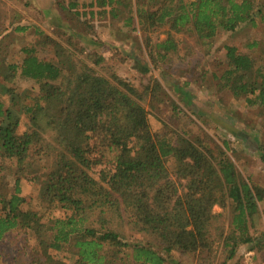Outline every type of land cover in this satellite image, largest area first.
I'll return each mask as SVG.
<instances>
[{
  "label": "trees",
  "instance_id": "16d2710c",
  "mask_svg": "<svg viewBox=\"0 0 264 264\" xmlns=\"http://www.w3.org/2000/svg\"><path fill=\"white\" fill-rule=\"evenodd\" d=\"M167 2L156 17L140 9L139 18L170 22L176 32L189 27L208 44L221 32L255 26L264 11V0ZM96 5L119 18L124 3L99 0ZM128 16L125 28L133 25ZM92 19L90 12V19L78 24L88 43L66 31L53 42L51 55L43 56L31 42L19 47L28 28L14 27V20L0 23V173L15 178L12 194L0 200V242L14 231L27 232L44 264L66 256L70 264H208L217 242L226 248L227 259L237 245L264 242L263 234L251 233L262 190L243 180L223 150H211L206 135L175 144L152 134L144 107L148 88L139 91L126 80L96 73L109 64L104 49L89 46L99 40ZM254 47L257 43L248 46ZM157 48L148 54L150 60L176 50L169 41ZM115 51L112 60L119 57ZM225 52L222 88L264 113V52L259 61L234 47ZM29 83L36 94L26 89ZM21 119L27 123L23 131ZM259 157L264 163V149ZM100 167L105 169L96 180L91 173ZM21 180L32 185L34 200L65 216L31 210ZM215 208L228 212L231 235H225L223 214H215Z\"/></svg>",
  "mask_w": 264,
  "mask_h": 264
},
{
  "label": "rangeland",
  "instance_id": "374dc122",
  "mask_svg": "<svg viewBox=\"0 0 264 264\" xmlns=\"http://www.w3.org/2000/svg\"><path fill=\"white\" fill-rule=\"evenodd\" d=\"M121 1L126 7L123 5L119 11V22H111L107 17L102 18L103 23L99 24V29L102 30L99 34L100 41L93 40L99 46H96L97 51L104 45L113 47L112 50L120 49L119 52L115 51L119 57L114 60L105 57L109 67L97 68L96 73L107 76L108 79L115 76L126 80L140 88L139 91L144 87L148 88L144 107L149 113L151 132L155 137L166 136L172 143L177 144L180 138L195 141L198 136L206 135L211 140L207 143L208 147L213 150L216 146L223 150L243 180L252 189L258 188L264 193V163L259 157V152L264 149V113L257 108H249L242 98H235L229 90L222 88L225 82L222 78L228 70L225 47L237 48L239 52L246 53L258 61L261 58L264 52V20L261 19L264 17V11L255 17V26L243 25L233 34L221 32L208 44L198 40L195 34L188 31L189 27L176 32L171 28L170 22L159 25L154 22V17L146 19L148 13H155L156 17L160 9L168 3L167 0ZM174 1L188 4L196 0ZM259 4L258 2V7ZM15 6L21 8L17 4ZM0 9L2 15L10 12L3 6H0ZM140 9L147 12L143 18L138 16ZM129 13L132 14L133 25L125 28L124 21ZM22 40L19 47L31 42L29 44L35 45L37 53L43 56L51 55L53 42L58 41L59 37L54 40L49 34L43 33L40 36H23ZM168 41L176 50L169 52L163 60H150L148 54L156 52L158 46ZM253 43H257V47L249 49L248 46ZM120 44L124 45L122 49ZM167 45L170 46L169 43ZM17 49L16 45L13 50ZM34 87L29 83L26 89L34 95L37 92ZM194 112L196 115H193ZM26 126V120L21 119V130L26 129ZM224 142L227 149L223 145ZM167 166L172 172L173 161L169 160ZM9 167L11 163H8ZM103 169L105 167L96 169L91 173L92 176L98 180V172ZM14 181L11 172L0 173V200L12 194ZM20 186L22 196L28 201L31 210L37 211L40 207L43 212H50L54 218L65 216L66 212L49 210L46 205L39 203L37 199L34 200L31 184L21 180ZM2 207L3 205H0V212H3ZM258 209L259 220L255 228H251V233H258L257 236H260L264 235V199L258 204ZM214 213L223 214L225 235H231L230 222L225 219L228 212L215 208ZM253 238L255 239V236ZM136 240L135 236L131 241ZM37 250V244L30 234L14 231L0 242V264H44L42 257L37 255ZM225 252L227 250L222 242L215 243L210 256L212 259L208 264H264L262 240L255 241L252 245H237L231 259H227ZM66 257L67 259H62V262L57 264H70V257ZM186 264L200 263L190 260Z\"/></svg>",
  "mask_w": 264,
  "mask_h": 264
},
{
  "label": "crops",
  "instance_id": "0c3cea01",
  "mask_svg": "<svg viewBox=\"0 0 264 264\" xmlns=\"http://www.w3.org/2000/svg\"><path fill=\"white\" fill-rule=\"evenodd\" d=\"M96 2H99V0H65V2L61 3H58L57 0H0V6H3L5 10H10L9 13H6L7 15H2L3 12L0 9V23L8 26L14 20V27L28 28L24 33L25 36H32L36 32L49 34L54 40H58V35L68 31V34L77 33L78 36L81 35L82 40L86 42L84 26H78V24L84 20H89L90 12L93 13L94 19H92V23L96 26L98 35L102 31L99 29L101 27L99 24L103 23L102 18L107 17L111 22H119L118 18H114L110 14L109 7L100 8L96 5ZM16 4L21 8L15 6ZM87 11L88 14L86 16L83 15V12ZM98 11H102L103 15H98ZM82 17L86 19H82ZM108 25L113 24L108 23ZM51 32L53 33L52 35ZM20 35V38H22L23 34ZM103 40H106L104 36ZM89 46H91V49L95 47L96 50L97 48L94 44ZM123 46V44H120L121 49ZM102 48L104 49V54L102 52L104 57L112 56L111 50L113 47L104 45ZM128 55L130 54L128 53Z\"/></svg>",
  "mask_w": 264,
  "mask_h": 264
}]
</instances>
